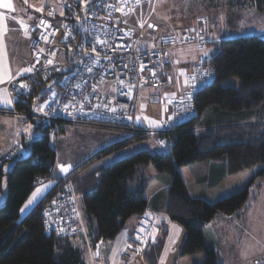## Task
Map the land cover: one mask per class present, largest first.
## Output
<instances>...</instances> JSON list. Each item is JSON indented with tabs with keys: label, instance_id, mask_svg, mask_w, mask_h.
Listing matches in <instances>:
<instances>
[{
	"label": "trees",
	"instance_id": "16d2710c",
	"mask_svg": "<svg viewBox=\"0 0 264 264\" xmlns=\"http://www.w3.org/2000/svg\"><path fill=\"white\" fill-rule=\"evenodd\" d=\"M242 2L264 15V0ZM59 18L62 16L55 15L52 20L59 22ZM208 48L210 50L206 51ZM62 50L59 56L66 59ZM206 50V61L214 70V78L194 94L193 115L163 133L167 145L157 144L162 147V152L142 149L108 165L92 166L95 159L112 150L148 137L141 131L112 129L132 134L98 150L67 175L53 176L55 153L50 145V132L61 134L65 125L74 124L62 116L39 120L36 128L42 134L28 146L23 137L9 145L5 151L17 145L20 152L0 162V191L5 186L4 201L0 204V264H89L86 256L89 245L94 252L96 243L113 239L128 218L145 211L144 189L151 180L144 169L148 163L156 171L170 175L165 214L183 228L179 254L201 251L204 254L201 264H223L216 248L205 244L203 227L219 214L241 218L260 193L264 167L254 173L243 189L213 203L190 195L179 168L209 162L213 171L211 180L215 183L225 175L264 163V38L247 35L212 40L208 37ZM230 77L239 80L238 86L222 84ZM31 83L29 98H15L9 111L34 123L38 120L32 117L34 103L43 101L49 93L48 88L56 87L57 81L54 77L36 76ZM26 148L29 153L25 155ZM11 160V166L5 168ZM39 179L53 183L20 217V209ZM66 181L78 197L84 233L79 231L71 237L61 238L45 232L42 212L46 200ZM164 233L151 250L157 257L162 251ZM143 255L147 256L148 252Z\"/></svg>",
	"mask_w": 264,
	"mask_h": 264
},
{
	"label": "built area",
	"instance_id": "2783aa9c",
	"mask_svg": "<svg viewBox=\"0 0 264 264\" xmlns=\"http://www.w3.org/2000/svg\"><path fill=\"white\" fill-rule=\"evenodd\" d=\"M141 1L62 0L61 13L56 15L62 16L64 25L52 20L57 13L52 8L39 12L35 22L25 25L31 71L10 81L13 100L29 98L34 77H54L57 86L43 99V114H33V118L66 116L74 124L141 131L165 147L163 133L193 115L194 94L214 78L205 54L208 29L202 20L194 30L160 33L150 47L138 48L133 30L123 25L121 19L134 15ZM178 47H196L202 53L186 75L185 87L163 102L171 119H162L158 128L138 126L135 116L141 91L146 87L162 88L172 82L164 52ZM61 49L66 59L59 56ZM106 84L116 90L99 92L98 86ZM19 152L17 145L11 146L0 162ZM78 208V197L66 181L45 202L42 212L45 232L61 238L77 234L81 222Z\"/></svg>",
	"mask_w": 264,
	"mask_h": 264
},
{
	"label": "rangeland",
	"instance_id": "374dc122",
	"mask_svg": "<svg viewBox=\"0 0 264 264\" xmlns=\"http://www.w3.org/2000/svg\"><path fill=\"white\" fill-rule=\"evenodd\" d=\"M60 1L61 0H22L20 1L21 6H23L26 11L18 13L16 17L22 21H29L28 16H31V19L36 20V18H34V12L39 13L47 7L54 10V8L58 7ZM148 7L150 11L148 16H143L141 14L137 16V18L140 19L142 28L135 22L136 19L134 15L122 18V24L133 30V38L138 48H142L145 45L148 47L151 46L153 39L160 33L183 28L194 30L202 24V20H205L208 36L212 40L247 35H259L264 38V15L253 7L244 4L242 0H148ZM123 19L128 20L125 22ZM197 21L198 24L196 25L195 22ZM59 22L61 25H64L65 20L59 18ZM149 24H151V27L148 26ZM153 26L156 28L154 29ZM27 45L26 39H19V53L28 60ZM173 49H176L174 51L176 54H183L182 52H190V50L197 52L198 55L202 53V50L196 47L185 49L183 47H178ZM209 50L208 48L206 51ZM19 64L20 66L22 65L21 62H19ZM222 84L238 86L239 80L236 77H230L223 81ZM52 89V87L48 88V92ZM97 89L99 92H113L116 90L115 86L108 84L104 85V87L98 86ZM158 90L157 88L146 87L141 92L159 95ZM155 98L158 99L157 97ZM161 101L163 103L164 99L161 98ZM147 102L155 105V101L152 98L148 99ZM147 102H144L141 98L139 100L135 116V122L138 126L158 128L162 119H170L168 112L167 114H163L162 111L157 108L152 109L157 111H152L148 107L149 103ZM42 103L43 101L40 100L34 103L32 109L35 115L40 116L43 114L40 110L42 109ZM49 117L54 116L50 115ZM18 119L19 139L23 137L24 143L28 146L31 140L40 137L42 134L41 130L36 128L39 120H35V122L32 123L23 118ZM64 119L69 120L66 116H64ZM65 127V132L61 134L50 132L49 135L50 145L55 153L51 170L53 176L67 175L76 166L91 157L95 151H98L95 149H103L132 134L123 130H112L102 127H88L89 129H86L84 126L65 125L64 129ZM115 137L118 138L113 140ZM142 149H146L152 153L163 151L162 147L155 144L150 137H142L112 150L99 159H95L92 166L108 165L117 159L131 155ZM27 153H29V148L23 151V154L26 155ZM12 162V160L8 161L5 168H9ZM197 164L192 165V170L190 166L180 167L179 173L182 175L185 185L188 187L190 185V195L202 197L209 203H213L218 199L243 189L254 173L258 169L264 167V163L256 164L238 173L225 175L209 186L208 184L210 181L208 180L206 182L195 181L196 175L193 172L194 166H197ZM62 166L67 168L66 172L61 170ZM144 169L146 175L151 176V180L144 189V193L147 197L151 195L153 188H166L165 185L167 182L165 178H169L170 175L156 171L151 163L145 164ZM52 183V180H41V182L37 183L33 192L22 205L21 209L23 208L24 211L20 209V217H23L37 203L44 195L45 191L51 187ZM37 189L41 191L32 199L31 204H27L32 194L36 192ZM4 193L5 186H3V190L0 191V204L4 201ZM156 200H152L149 209H154L153 211L164 214L160 212ZM26 204L27 207H25ZM127 220L129 223L133 221V219ZM129 223L126 222L125 224L129 230L128 235H130V237H135L141 230L138 228V225L134 224V226H132L131 224L129 225ZM159 223H162V221ZM173 224L175 225H171L168 228V236L165 238L159 257L151 253V250H154L156 247L157 241V238H155L157 234L153 232L148 233V237L140 239L141 242L139 245L142 249H146L148 252L147 256L140 253V258H136L137 260L134 261V254L136 253L132 245H128V247L125 248V256L131 261L133 260V264H201L204 258V254L201 251L189 255L179 254L180 243L183 239L184 231L179 223L174 222ZM160 232L159 230L158 235H160ZM203 234L205 244L208 247L216 248L223 264H264V184L260 189L257 199L251 203L249 210L246 209L243 212L241 218L234 215L219 214L204 225ZM102 242L106 245L111 244L110 240H103L101 243ZM86 247H88V243H86ZM91 247L90 245L88 247L89 254L86 251V256H88L89 259L93 257V248ZM93 259V264L103 263V258L99 256L95 257V254ZM117 261L119 264H124L120 257L117 258Z\"/></svg>",
	"mask_w": 264,
	"mask_h": 264
},
{
	"label": "crops",
	"instance_id": "0c3cea01",
	"mask_svg": "<svg viewBox=\"0 0 264 264\" xmlns=\"http://www.w3.org/2000/svg\"><path fill=\"white\" fill-rule=\"evenodd\" d=\"M20 1L22 0H0V110L3 109L8 110L7 112L0 111V155L9 147L11 143L20 140L19 139L20 133L18 127V121H19L18 118L20 117L12 113V111H9L13 108V97L9 89V83L14 78L25 75L29 72V71H24L25 69H29V62L31 57L28 50V45H27V50L29 57L27 60L26 58L20 55L18 50V43H19V39L22 38V39H26L28 44V36L25 32V25L27 23L35 22L38 19V14H39L38 12L33 13L34 18H36V20L31 19V16L30 17L28 16L29 21H22L19 18H17L16 15L18 13L26 11L24 10V7L21 6ZM61 1L57 8H54V10L52 9L54 12H57L55 13V15L61 13L62 10ZM56 9L59 11H57ZM148 9H149L148 0H142L135 9L136 10L134 14V17L136 19V20L134 19L135 22L141 23L140 19L137 18V16H140V14L143 16L144 15L148 16L150 12ZM127 20L128 19H123V21L125 22H127ZM195 24L197 25L198 21L195 22ZM175 30H179V29H174V31ZM172 31L173 30H170L169 32ZM144 47H148V46L145 45ZM185 48H189V47H184V49ZM175 50L176 49H170V50L166 49L164 52L165 61L169 65V69L173 76L172 82L169 83L167 86H164L163 88H157L159 89L158 90L159 95L154 93L141 92V97H140L142 100H144V102H147L148 99L152 98L155 101L154 103L156 106L154 104H150L149 102H147L149 103L148 107L151 110L154 108L160 109L163 114H167V106L164 103H162L161 98L166 100L168 98L174 97L186 85L185 77L191 70L192 65L195 63V61L198 60L199 57L197 52H194L192 50H190V52L184 51L182 52L183 54H176L174 52ZM19 62L22 63L21 66ZM155 97H157L158 99H156ZM6 101H11V103H6ZM152 111H157V110H152ZM68 125H76V124H68ZM77 126H84L86 127V129H89L88 127L92 128V126H88V125H77ZM66 127L64 129V132L66 131ZM117 138L118 137H115L113 140H116ZM95 150H100V149L97 148ZM190 167L192 170L193 166ZM193 173L196 175L195 177L196 182H200V180L201 182L202 181L206 182L208 180L210 181L208 184L209 186L212 183H214V181L211 180L213 171H211V164L209 162L197 164V166H194ZM204 178L205 180H203ZM165 179L167 182L165 187L167 188L168 186L167 184H169L168 183L169 178H165ZM166 188H162V189L161 187L160 189L153 188L150 195L151 197L150 196L147 197L145 195V197L147 198V207L145 211L142 214L134 215L128 218L131 220L133 219V221H131L130 223L128 222V220H126V222L129 223V225L130 224L132 226H134V224L138 225V228H140L141 230L140 233L136 234L135 237L134 236L130 237V235H128L129 230L126 227L125 225L126 222H125L123 228L119 231V233L113 239H110L111 241L110 245H106L104 244V242L101 243L98 256L103 258L102 262L104 264H119V262L117 261L118 257L122 258L124 264H128V263L133 264V260L131 261L128 257L125 256L126 255L125 248H127L128 245H132V248H134L133 250L136 253L134 254L135 256L134 261L137 260L136 258H140L141 254H144L146 252V249H142V247H140L139 244L141 242L140 239H144L148 237L147 235L148 233L153 232L157 234L155 238H157L156 240L158 241L161 237H163L162 234L165 232L164 233V241H165V238L168 236V228L171 225H175L173 224L174 222H170L171 220H169L165 214ZM186 188L190 193V185L189 187L186 185ZM152 200L157 201L156 203H158L160 212L164 214H159L158 212L153 211L154 209H149ZM80 216H81V222H80L79 231L84 233V225H83L81 209H80ZM160 221H162V223H159ZM159 230L161 231L160 235H158ZM93 258H94V252L92 258L89 259V257L87 256L89 264L94 263Z\"/></svg>",
	"mask_w": 264,
	"mask_h": 264
},
{
	"label": "snow or ice",
	"instance_id": "6c2138e0",
	"mask_svg": "<svg viewBox=\"0 0 264 264\" xmlns=\"http://www.w3.org/2000/svg\"><path fill=\"white\" fill-rule=\"evenodd\" d=\"M150 27H151V25H150ZM205 54H207V53H205ZM24 71H31V69H25ZM22 87H25V86L22 85ZM6 103H11V101H6ZM40 110L42 111V109H40ZM161 143H163V142H161ZM61 170L66 172L67 168L62 166ZM40 191H41L40 189H37L36 192H34L32 194V197L29 199L27 204H31L32 203V199L35 198L39 194ZM27 204L25 205V207H27ZM21 211H24V209L22 208Z\"/></svg>",
	"mask_w": 264,
	"mask_h": 264
},
{
	"label": "water",
	"instance_id": "95a60500",
	"mask_svg": "<svg viewBox=\"0 0 264 264\" xmlns=\"http://www.w3.org/2000/svg\"><path fill=\"white\" fill-rule=\"evenodd\" d=\"M150 25H151V24H149V26H150ZM100 244H101V241H99V242L96 243V245H95V248H94V254H95V257H98ZM98 264H103V263H98Z\"/></svg>",
	"mask_w": 264,
	"mask_h": 264
}]
</instances>
